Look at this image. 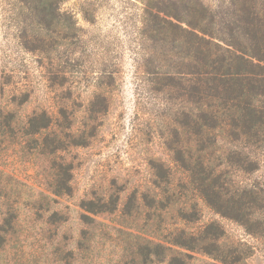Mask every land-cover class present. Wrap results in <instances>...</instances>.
<instances>
[{"label":"trees","instance_id":"obj_1","mask_svg":"<svg viewBox=\"0 0 264 264\" xmlns=\"http://www.w3.org/2000/svg\"><path fill=\"white\" fill-rule=\"evenodd\" d=\"M21 2L16 14L19 47L37 56L41 67L48 64L52 72L46 78L48 87L61 94L77 82L78 72L61 60L62 51L79 35L74 17L62 12V0ZM218 2V11L202 0H150L145 7L146 34L161 44L160 49L167 48L155 57L157 68L148 83L152 93L165 96L175 107L161 134L172 158L149 161L151 188H134L123 199L127 188L113 180L107 192L81 201L85 228L72 248L69 238L60 236L68 218L55 208L54 198L72 195V167L63 163L52 167L47 187L53 197L39 192L25 202L16 197L12 187L16 181L0 170V254L20 243L21 216L29 213L46 228V260L53 264L91 256L98 233L106 226L96 217H110L129 229L106 230L123 235L118 237L123 240L117 264H194L196 253L222 264L245 261L239 248L228 250L224 245L226 232L220 223H201L200 208L264 238V178H249L264 163V0ZM96 86L102 89L103 83ZM24 95L30 98L28 91ZM71 97L63 102L59 95L55 115L35 110L27 119L30 129L20 128L24 139L35 141V154L63 150V144L49 148L43 140L51 124L79 123L77 112L69 108ZM108 107L106 95H95L85 107L83 124H96ZM18 124L22 122L16 113L0 109V138L15 140ZM88 145L73 141L75 147Z\"/></svg>","mask_w":264,"mask_h":264},{"label":"rangeland","instance_id":"obj_2","mask_svg":"<svg viewBox=\"0 0 264 264\" xmlns=\"http://www.w3.org/2000/svg\"><path fill=\"white\" fill-rule=\"evenodd\" d=\"M21 1L0 0V109L4 113H16L22 122L17 125L15 140L0 138V170L16 181L13 190L25 202L38 197L39 192L53 197L47 187L52 167L59 163L72 167V195L54 198L58 201L55 208L68 218L60 236L66 235L74 248L85 228L81 201L94 193L107 192L113 180L127 188L123 199L134 188L148 190L153 181L149 161L170 162L172 158L161 134L169 125L163 124L164 121L173 116L175 107L166 102L165 96L152 93L148 83L154 77L150 73L157 68L155 57L167 48L160 49L161 44L146 34L144 10L151 4L150 0H62L61 10L74 17L79 35L73 46L61 53V60L69 61L67 66L78 72L77 82L69 84L60 94L48 87L46 78L52 73L47 69L48 64L41 67L37 56L19 47L16 14L21 12ZM202 1L218 11V0ZM147 20L151 22L152 18ZM73 80L70 77L71 83ZM96 82L103 83V88H97ZM24 91L29 92V99ZM100 94L108 98L107 112L96 124H83L87 103ZM59 95L63 102L72 95L69 108L77 112L79 123L51 124L43 143L49 148L63 144V150L56 155L40 156L34 153L35 141L24 139L20 128L30 129L27 119L35 110L39 114L47 111L55 115ZM43 125L33 124L35 128ZM75 139L89 145L75 147ZM249 178H264V163L261 171ZM1 206L0 202V224ZM200 210L202 224H221L226 232L224 245L228 250L236 247L242 251L246 257L242 264H264V238L250 235L238 223L221 218L205 206ZM96 220L106 225L98 233L96 248L88 259L80 257L72 264H117L120 260L123 238L118 237L123 235L106 230L129 229L110 217H96ZM45 231L41 220L23 213L20 243L12 245L15 250L12 246L5 248L0 254V264H53L46 260L49 244ZM193 255L194 264H222L202 254Z\"/></svg>","mask_w":264,"mask_h":264}]
</instances>
